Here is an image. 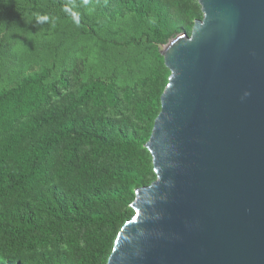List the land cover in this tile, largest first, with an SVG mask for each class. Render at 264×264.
Here are the masks:
<instances>
[{"label": "trees", "instance_id": "trees-1", "mask_svg": "<svg viewBox=\"0 0 264 264\" xmlns=\"http://www.w3.org/2000/svg\"><path fill=\"white\" fill-rule=\"evenodd\" d=\"M22 1L16 5L30 13L81 20L74 34L115 48L146 46L143 54L152 59L146 73L130 79L104 70L82 78L51 64L0 86V264H106L134 214L135 189L155 179L144 144L170 74L158 45L190 33L201 6L198 0H89L107 20L132 16L148 23L138 37L113 40L88 25L92 16L82 7Z\"/></svg>", "mask_w": 264, "mask_h": 264}, {"label": "water", "instance_id": "water-1", "mask_svg": "<svg viewBox=\"0 0 264 264\" xmlns=\"http://www.w3.org/2000/svg\"><path fill=\"white\" fill-rule=\"evenodd\" d=\"M198 2L190 33L158 45L155 179L106 264H264V0Z\"/></svg>", "mask_w": 264, "mask_h": 264}, {"label": "rangeland", "instance_id": "rangeland-1", "mask_svg": "<svg viewBox=\"0 0 264 264\" xmlns=\"http://www.w3.org/2000/svg\"><path fill=\"white\" fill-rule=\"evenodd\" d=\"M54 1L43 0L50 8ZM17 3L24 2L7 0L5 7L0 8V86L13 84L22 75L37 71L43 65L68 68L82 78L104 70L121 79L139 77L152 65V59L150 61L148 55L143 54L146 46L136 49L102 44L83 34H74L80 28L79 19L68 21L60 16L30 13ZM63 6L74 10L84 8L92 16L88 25L104 38L138 37L147 29L148 23L132 16L107 20L97 13L89 0H63ZM71 28L74 29L68 36Z\"/></svg>", "mask_w": 264, "mask_h": 264}]
</instances>
